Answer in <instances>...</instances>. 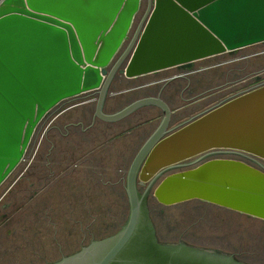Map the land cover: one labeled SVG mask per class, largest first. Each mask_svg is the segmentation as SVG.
Masks as SVG:
<instances>
[{
	"label": "water",
	"instance_id": "water-1",
	"mask_svg": "<svg viewBox=\"0 0 264 264\" xmlns=\"http://www.w3.org/2000/svg\"><path fill=\"white\" fill-rule=\"evenodd\" d=\"M262 42L264 0H0V186L25 159L40 123L66 100L95 91L94 120L109 122L146 104H156L165 113L128 172L130 214L123 227L46 264H246L232 255L161 242L147 206L149 190L141 194L138 182L155 184L153 194L165 206L196 199L264 220L259 212L199 191H181L168 201L158 195L168 179L186 178L221 161L245 165L251 170H242L250 179L263 184L264 169L238 158L207 157L220 150L256 155L229 144L232 138L201 131L184 151L167 161H151L161 144L229 111L264 86L205 111L151 150L170 123L172 112L164 99L144 97L115 113H106L104 107L119 74L133 78L172 67L192 68L198 60Z\"/></svg>",
	"mask_w": 264,
	"mask_h": 264
},
{
	"label": "rangeland",
	"instance_id": "rangeland-1",
	"mask_svg": "<svg viewBox=\"0 0 264 264\" xmlns=\"http://www.w3.org/2000/svg\"><path fill=\"white\" fill-rule=\"evenodd\" d=\"M263 83L264 42L199 60L192 68L172 67L114 83L104 109L115 113L138 99L160 96L171 108L170 133ZM96 101L91 91L53 109L38 126L25 159L0 186V264L56 261L126 223L128 172L165 113L146 104L120 120L94 123ZM75 103L71 114L83 123L64 127L70 113L55 115ZM215 156L264 169L263 159L227 152L209 157ZM154 185L138 182V190H149L147 206L162 242L264 264V220L196 199L165 206L154 196Z\"/></svg>",
	"mask_w": 264,
	"mask_h": 264
},
{
	"label": "bare ground",
	"instance_id": "bare-ground-1",
	"mask_svg": "<svg viewBox=\"0 0 264 264\" xmlns=\"http://www.w3.org/2000/svg\"><path fill=\"white\" fill-rule=\"evenodd\" d=\"M201 131H208V134L214 133V135L222 137H230L232 142H229V144L256 153L254 155L244 151L220 150L209 154L207 157L218 152H227L264 160V88L242 98L229 111L213 115L199 125L191 127L168 142L161 144L153 153L151 161L154 163L167 161L175 153L184 151L192 142L193 137H200ZM198 133L200 134L197 135ZM167 134L166 129V132L155 140L148 150H151L158 140ZM242 169L245 171L251 170L245 165L235 162H214L197 172L188 174L186 178L172 177L168 179L160 188L158 195L163 200L168 201L166 198L169 196L190 189L199 191L218 201L264 215V183H254L250 179L252 175L245 173Z\"/></svg>",
	"mask_w": 264,
	"mask_h": 264
},
{
	"label": "crops",
	"instance_id": "crops-1",
	"mask_svg": "<svg viewBox=\"0 0 264 264\" xmlns=\"http://www.w3.org/2000/svg\"><path fill=\"white\" fill-rule=\"evenodd\" d=\"M228 53V52H227ZM224 54V53H223ZM206 59V58H205ZM199 61V60H198ZM197 62V61H196ZM195 62V63H196ZM166 70V69H165ZM163 71V70H162ZM156 73V72H155ZM151 74H153V73H149V74H145V75H141V76H138V77H133V78H128V77H126L125 75H123V74H120L119 75V77L117 78V80H116V82H114V83H116V84H120V82H126V81H128L129 79H137V78H140V77H145V76H148V75H151ZM118 81V82H117ZM78 104L79 103H75V104H72V105H69L68 107H65L64 109H62L61 111H59V112H57L56 113V115L55 116H61V115H63L64 113H70L69 114V116L65 119V122H64V127H69V126H71V125H73L74 123H78V124H80L81 122H80V120L79 119H77L74 115H72L71 114V112L73 111V109L72 108H74V107H76V105L78 106ZM51 113V112H50ZM48 114L47 115V119L49 118V116L51 115V114ZM73 113V112H72Z\"/></svg>",
	"mask_w": 264,
	"mask_h": 264
},
{
	"label": "flooded vegetation",
	"instance_id": "flooded-vegetation-1",
	"mask_svg": "<svg viewBox=\"0 0 264 264\" xmlns=\"http://www.w3.org/2000/svg\"><path fill=\"white\" fill-rule=\"evenodd\" d=\"M120 75V74H119ZM119 75L117 76V78L119 77ZM262 86H264V83L263 84H261L259 87H262ZM258 87V88H259ZM255 89H257V87L256 88H254V89H251V90H249V91H246V92H250V91H253V90H255ZM245 92H243L242 94H244ZM242 94H240V95H242ZM240 95H238V96H240ZM238 96H236V97H238ZM233 98H235V97H233ZM228 101V100H227ZM226 102V101H225ZM104 111L106 112V110L104 109ZM95 112H96V108H95ZM95 112H94V114H93V116H92V118H93V122L95 123L97 120H102L101 118H99V117H96L95 118V120H94V115H95ZM200 116V115H199ZM198 117V116H197ZM46 119H47V117L42 121V122H45L46 121ZM189 122V121H188ZM83 122H81L80 124H82ZM187 123V122H186ZM185 123V124H186ZM76 125H79L78 123H74L72 126H76ZM184 125V124H183ZM182 127V126H181ZM180 128V127H179ZM47 129V131H48V129H49V127L48 128H46ZM178 129V128H177ZM94 240H96V239H94ZM160 240V239H159ZM161 241V240H160ZM162 242V241H161ZM164 243V242H163ZM180 243H183V242H178V243H175V244H180ZM89 244V243H88ZM167 244H169V243H167ZM186 244V243H185ZM189 245V244H188ZM192 246V245H191ZM82 248V247H81ZM80 248V249H81ZM64 257V256H63ZM61 259V258H60ZM59 260V259H58ZM53 262V261H52ZM46 264V263H45Z\"/></svg>",
	"mask_w": 264,
	"mask_h": 264
}]
</instances>
